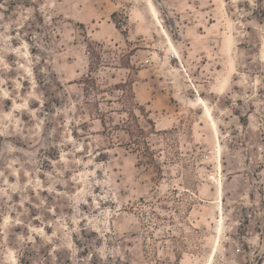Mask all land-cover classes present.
Here are the masks:
<instances>
[{
	"label": "rangeland",
	"instance_id": "374dc122",
	"mask_svg": "<svg viewBox=\"0 0 264 264\" xmlns=\"http://www.w3.org/2000/svg\"><path fill=\"white\" fill-rule=\"evenodd\" d=\"M0 264H264V0H0Z\"/></svg>",
	"mask_w": 264,
	"mask_h": 264
},
{
	"label": "bare ground",
	"instance_id": "6f19581e",
	"mask_svg": "<svg viewBox=\"0 0 264 264\" xmlns=\"http://www.w3.org/2000/svg\"><path fill=\"white\" fill-rule=\"evenodd\" d=\"M151 8L153 9V6L151 5ZM171 43V42H170ZM173 49V48H172Z\"/></svg>",
	"mask_w": 264,
	"mask_h": 264
}]
</instances>
